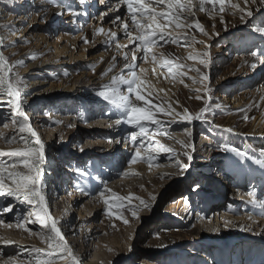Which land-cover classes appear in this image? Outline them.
I'll list each match as a JSON object with an SVG mask.
<instances>
[{"label": "rangeland", "instance_id": "1", "mask_svg": "<svg viewBox=\"0 0 264 264\" xmlns=\"http://www.w3.org/2000/svg\"><path fill=\"white\" fill-rule=\"evenodd\" d=\"M194 3L198 9L199 0ZM230 4H238L252 15L247 16ZM73 12L77 15L73 16ZM194 12V15L182 14L188 17L185 23L193 26L172 31V36L178 37L175 42L166 36L151 49L147 62L136 61L137 73L142 66L169 79L161 81L164 90L168 87L169 96L148 84L142 89L145 99L152 104L165 109L171 105L175 112L183 113L187 109L190 114H196L207 102L208 110L202 120L191 123L156 113L160 127L143 121L148 135H139L138 127L124 122L117 124L116 120H122L120 111L97 95L111 84L113 77L122 72L126 75V65L131 62V53L127 61L123 53L133 45L118 50L107 35L109 31L115 32L121 45L129 44L123 28L117 26L119 21L113 23L119 16L131 25L124 3L120 0H0V51L10 65H16L11 79L19 77L24 81L19 86L21 105L30 127L40 133L44 144L41 193L57 226L65 219L64 212H59L68 209L64 207L67 202L71 218L79 221L82 217L84 224L78 225L80 229L71 238L78 249L77 255L80 244L91 245L89 240L94 235L96 242L107 246L109 260L104 264H209L202 256L209 258L211 264H264V243L258 237L264 230V216L251 202L253 198L264 201V167L257 163L262 160L230 143L225 129L233 121L235 129L231 128L230 133L246 135L252 121L264 113L261 90L264 32L258 30L264 29V4L260 0L255 3L248 0L247 5L244 0H229L223 13L219 12V5H205V11ZM101 28L102 34L98 31ZM141 52L136 53L138 57H143ZM152 55L157 58L155 63ZM190 56L197 59H189ZM161 57L185 65L181 71L186 75L169 77L167 69L160 68ZM201 59L207 63L201 64ZM19 61L23 65L17 64ZM189 68L199 69V73ZM106 72L107 75H102ZM201 75L207 77L203 83L199 82ZM37 81L40 88L36 89L33 84ZM36 92L40 94L36 96ZM148 92L152 95H147ZM1 95L5 101L0 104V137L15 135L16 140L9 144L0 138V145L24 150L23 141L27 140L29 147H39L34 137L20 133L12 123L14 112L8 103L11 98ZM132 99L135 101L134 94ZM135 103L143 105V101ZM15 119L19 122L22 117ZM35 119L42 120L41 129H36ZM132 133L138 134L135 145ZM116 138L122 140L118 146ZM157 143L172 151H157L155 147L150 153L145 150ZM141 145L143 159L132 163L131 158ZM238 153L250 158H242ZM149 155L153 157L150 162ZM11 158L0 163L15 162L20 165L16 171H27L21 158ZM177 162L185 167H179ZM63 164L61 169L59 165ZM220 167H225V171L218 170ZM71 169L76 172L70 173ZM49 170L55 174L47 175ZM213 172L216 178L209 177ZM113 193L125 199L118 201ZM129 196L133 199L128 200ZM105 199L112 205V215L107 214L109 205L104 203ZM6 207L12 210L0 211V217L12 216L11 223H5L18 230H23L17 225L23 224L27 212L39 209L37 204L1 197L0 209ZM136 208L139 211L134 216L132 210ZM5 225L0 223V233ZM32 231L42 232L45 241L51 234L44 228L34 227ZM44 244L31 243L43 251L21 258L15 264L28 261L34 264L35 260L46 258L47 241ZM52 259L56 264H68L59 256ZM0 264H7L1 252Z\"/></svg>", "mask_w": 264, "mask_h": 264}, {"label": "snow or ice", "instance_id": "2", "mask_svg": "<svg viewBox=\"0 0 264 264\" xmlns=\"http://www.w3.org/2000/svg\"><path fill=\"white\" fill-rule=\"evenodd\" d=\"M127 6V11L129 13V18L131 25H129L126 20L117 16L113 23L115 24L119 21L118 27H122L124 35L128 40L129 44L121 45L118 42L117 34L115 32L109 31L107 33L109 39L115 42V47L120 50L122 48H129V45L133 47L129 48L128 52H124V59L129 60V53H131V62L126 65L127 74L123 72L116 77H113L111 84L104 86V90L98 91L97 95L102 97L105 101L110 102L116 109L121 113L122 120H116L117 124L121 122L134 125L139 128V135H148V127L143 123V121H148L151 124L160 127V121L156 119V113H162L165 116H171L173 120L179 117L182 121H187L191 123L193 120H202L204 118L205 112L207 109V102H205V107L201 109L196 114H190L187 109L183 113L175 112L171 105L167 109L160 105L152 104L149 100L145 99V95L142 94V89L146 88V82L144 79L137 73L138 64L136 61L142 59L147 62L151 49L157 46L158 40H163L167 36L168 39L175 42L178 37L172 36V31L177 29H185L192 27V23H185L188 20L187 16H183V13H188L189 15H194V10L205 11V5H212L215 7L219 5V12L223 13L225 11V5L229 0H199V6L194 3V0H120ZM245 5H247L248 0H244ZM253 3L256 0H252ZM261 4H264V0H260ZM163 6V8L161 7ZM231 8L238 9L247 16H251L252 12L246 10L245 8H240L238 4H230ZM73 16L77 15L76 12L72 13ZM244 16H241L243 20ZM195 27L199 29L203 34L207 35L204 32V29L200 26L199 23H195ZM171 29V31H169ZM259 31L264 32V29H258ZM99 33H103L104 30L101 28L98 30ZM87 43V41H85ZM138 42V43H137ZM0 45H2V38H0ZM142 51L143 57H138L137 52ZM253 55H258L256 52L252 53ZM205 56L208 54L205 53ZM35 58V57H33ZM153 63L156 62L157 58L155 55L151 56ZM189 59L196 60V56H190ZM115 60V57H113ZM201 64H206V59H201L199 61ZM17 64L23 65V61L17 62ZM16 65H10L6 58L3 55V52L0 51V94H6L11 99L8 101L9 105L13 108L14 116L12 123L18 126L20 133L27 132L32 137L35 138V144L39 147H29L28 141L24 140L21 137V140H24L25 149L24 150H11L4 151L0 150V157H18L21 158V162L24 169H27L26 172L16 171L19 164L13 162L7 165L0 163V197H13L18 201L27 202L28 204H37L39 209L30 212L29 217L34 216V220H28L29 223L38 222L41 228L48 229L51 233L47 235V248L48 251L44 252V257L34 261V264H56V261L51 259L52 257L59 256L60 260L68 261V264H80L78 258L74 255L73 250L67 244L65 237L63 236L60 228L57 226L58 222L52 218L49 213L48 207L45 204V198L41 193V165L45 163L44 156V144L42 143L38 134L30 127L28 116L23 111L21 105V89L20 85L24 84L23 79L17 77L15 80L11 79L10 74L12 69ZM186 67L182 64H175L173 61L160 58V68L161 70L167 69L169 77L180 76L183 77L186 75L185 72L181 71ZM255 67V65H253ZM189 71L199 73V69L189 68ZM108 71H111L109 69ZM144 70L141 69V72ZM102 75H107L103 73ZM193 83H197L195 78H191ZM207 79L206 76H200V83H203ZM183 82V81H181ZM123 86H126L124 88ZM159 91H164L160 89ZM125 92L127 94H125ZM135 96V101H143V105H138L132 99V96ZM147 95H152L151 92H148ZM200 99V97H197ZM22 117L21 121H16L15 117ZM7 127V124L4 125ZM230 131V130H228ZM137 133H132L131 140L133 144H136ZM5 140V143H12L16 140V136L12 135L11 137H0ZM141 147L136 148L135 154L131 158L132 163H136L143 159L141 156ZM153 147L157 151L170 152L172 151L169 148H165L158 143L155 145H148L145 149L149 153L152 151ZM184 147V145H182ZM187 155V153H185ZM242 158L247 157L245 153H238ZM264 156V153H261ZM191 159V156L188 157ZM150 162L153 157L150 155L147 157ZM261 164V167H264V161H257ZM179 167H185L180 165L177 162ZM151 166V164H150ZM5 173L7 175H5ZM80 175H85V173L80 172ZM107 191V189H105ZM104 192H101L103 197ZM116 200L123 201L125 198L118 197L115 193L112 194ZM250 196H254L253 193H249ZM128 200L133 199L132 196L127 197ZM256 207L261 209V215L264 216V201H258L255 198L251 201ZM104 203L109 205L108 215H112L111 207L109 200L105 199ZM141 205H145L143 200H140ZM146 206V205H145ZM11 208L0 209V211L8 212L11 211ZM133 215L135 216L139 211V208L133 209ZM118 219L120 217H117ZM124 223H128L127 220H124ZM18 227H23V224H18ZM11 227V225H8ZM7 243H12V241H7ZM37 253L42 252L41 249L34 250ZM7 264H15V260L9 258ZM27 264H33L32 261H28Z\"/></svg>", "mask_w": 264, "mask_h": 264}, {"label": "bare ground", "instance_id": "3", "mask_svg": "<svg viewBox=\"0 0 264 264\" xmlns=\"http://www.w3.org/2000/svg\"><path fill=\"white\" fill-rule=\"evenodd\" d=\"M32 65H36V64H32ZM145 66H147V65H145ZM149 66H148V68H149ZM261 68H264V59H262ZM141 69H143L144 71L141 72ZM141 69H140V72L138 73V75L141 77V79H144L145 80L146 85L148 84L149 86H151L152 89L158 90V92L160 94H165V96H169L170 95V93H169V91L167 89L168 87L164 91H159L160 89L165 88L162 85L161 81H165L166 82L167 80H169L167 77H165L163 75H160L155 70H153L152 67H151V69H152L151 71H150V69L148 71L146 67H143L142 68V66H141ZM165 82H164V85H165ZM33 85H34L33 87L36 88V89L37 88H40L39 85H38V81L35 82ZM159 85H161V86H159ZM261 90L264 91V86H262V89ZM263 91H262V93H264ZM39 94L37 93L36 96H38ZM82 98H85V95H82ZM4 101H5V99H3L2 98V95L0 94V104L3 103ZM107 117H108L107 118L108 121H110L109 117H112V115L107 116ZM107 119H105V121ZM34 124L37 125L36 126V129L37 128L41 129L43 122H42V120H38V122H37V119H35ZM231 128L232 129H235L233 121H229L225 125V129L228 132L227 134H228V138H229L230 143H232L235 147H239L246 154L250 155L251 157H254V159H260V160L264 161V156L261 155V153H264V113L261 114L260 116H258L257 118H255L252 121L251 128H250L249 132L246 135H238L236 132H231L230 133V131H228V130H230ZM6 129L8 130V129H11V128H5V130ZM36 133L38 134V136L41 139L40 133L39 132H36ZM119 142H122V140L120 138H118L116 140L117 146H118ZM126 144H127V141L124 140V147H126ZM1 145H0V150H4V151H11V150H13L11 148L10 149L9 148H5L6 146H4L3 143ZM23 145H24V143H23ZM12 159L13 158H11V157H0V160H5V161H9V160H12ZM64 165L65 164H63L62 166L59 165V167H61V169H63ZM218 166H221V164H219ZM156 168H159L160 169V167H154L153 169L156 170ZM66 169H70V168H66L65 167V170ZM220 169H222L223 172L225 171V167L218 168V170H220ZM163 170L169 172L172 169L171 170L170 169H163ZM72 171L73 170L71 169L70 170V173H72ZM74 172H76V171H73V173ZM161 173L163 175V172H161ZM46 174L49 175V176H52L55 173L52 172V170H49L48 172H46ZM209 177L216 178L217 177V174L213 172L212 174H210ZM3 198H5V197H3ZM48 204L49 203L46 202V206ZM55 204L58 205V202L55 201ZM66 206H68V209H65V211H62L61 210L59 212V214H62L64 212L63 214L65 215V219L61 222L62 224L60 226H58V227L60 228L63 236L65 237V240L67 241V244L73 250L74 255L78 258V260L80 261V264H104V262L106 260H109V255L107 253V248H106L107 246L104 243L96 242L94 240V238H95L94 235H91L90 240H89L91 242V245L88 246V243H83V247H82V245L80 244V253H79V255H77L76 251L78 249L74 247L75 246L74 245L75 242H73L71 238L75 234V232L78 229H80V228H78V225H80L81 223L84 224V222L82 220V217L80 218L79 221H76V220L72 219L71 216H70L71 213H72V211L69 210L70 203L67 202V205H65L64 207H66ZM33 210L36 211L38 209H33ZM68 210L70 212H68ZM21 211H22V208H20V210H18V218L21 217V215H20L21 214ZM34 211H32V212H34ZM86 211H87V209H86ZM29 213L30 212H27V215H25V217H24L23 230H21V229L18 230L14 226L8 227V224L9 223L7 224L5 222H10L9 220H10V217H12V216H9L8 215V216L5 217V219H3V218L0 217V223L6 224L4 226V228L2 229L1 233H0V252L3 255V258L6 260V263L9 260V258H12L13 260H15V263L16 262L18 263V261L21 258H26L30 254L35 253L34 250L36 248L32 247L31 243H36L39 246L45 245L44 243L46 241H45V239L43 237L44 235L42 236V232L34 233L32 231L34 229V227H37V229L39 230L41 228L40 224L38 222H36V223H29V222H27L28 220H34L35 219L34 216L29 217ZM258 237H260V240L259 241L261 243H264V230L261 231V233H260V235ZM7 241H12V243H7ZM7 245H11V247L10 246H7ZM202 257L205 259V261H207L209 264H211V261L209 260V258H207L205 256H202ZM212 264H214V263H212Z\"/></svg>", "mask_w": 264, "mask_h": 264}]
</instances>
